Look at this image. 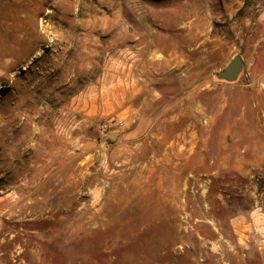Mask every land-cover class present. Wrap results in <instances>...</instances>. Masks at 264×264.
I'll list each match as a JSON object with an SVG mask.
<instances>
[{
  "label": "rangeland",
  "instance_id": "374dc122",
  "mask_svg": "<svg viewBox=\"0 0 264 264\" xmlns=\"http://www.w3.org/2000/svg\"><path fill=\"white\" fill-rule=\"evenodd\" d=\"M78 1L160 38L178 95L83 123L43 99ZM0 191V264H264V0H0Z\"/></svg>",
  "mask_w": 264,
  "mask_h": 264
},
{
  "label": "crops",
  "instance_id": "0c3cea01",
  "mask_svg": "<svg viewBox=\"0 0 264 264\" xmlns=\"http://www.w3.org/2000/svg\"><path fill=\"white\" fill-rule=\"evenodd\" d=\"M63 13L61 18L68 26L54 33L58 47L53 48L50 41L46 47L56 57L45 62L43 99L60 97V107L83 123L112 114L127 116L137 111L142 98H151L146 103L153 106L154 97L164 102L178 95L183 78L178 77L177 69L181 65L157 61V53L150 48L160 38L132 27L127 15L117 11L83 10L79 2ZM41 108L43 112L54 111L50 103ZM39 133L54 146L56 139L49 130L43 128Z\"/></svg>",
  "mask_w": 264,
  "mask_h": 264
},
{
  "label": "water",
  "instance_id": "95a60500",
  "mask_svg": "<svg viewBox=\"0 0 264 264\" xmlns=\"http://www.w3.org/2000/svg\"><path fill=\"white\" fill-rule=\"evenodd\" d=\"M244 61L241 56H236L233 60L228 64V66L219 73H216V76L223 81L233 83L237 81L244 69ZM117 136L115 134H111L107 136L109 140H115ZM95 144L89 143L88 148H93Z\"/></svg>",
  "mask_w": 264,
  "mask_h": 264
},
{
  "label": "built area",
  "instance_id": "2783aa9c",
  "mask_svg": "<svg viewBox=\"0 0 264 264\" xmlns=\"http://www.w3.org/2000/svg\"><path fill=\"white\" fill-rule=\"evenodd\" d=\"M123 125H124V123L122 121H112V122H108L107 124H105L101 128L102 134L105 135V137H106L108 135V133L111 132L112 129L122 128ZM0 194H2V191H0Z\"/></svg>",
  "mask_w": 264,
  "mask_h": 264
},
{
  "label": "bare ground",
  "instance_id": "6f19581e",
  "mask_svg": "<svg viewBox=\"0 0 264 264\" xmlns=\"http://www.w3.org/2000/svg\"><path fill=\"white\" fill-rule=\"evenodd\" d=\"M14 123H15V121H14ZM12 124V123H11ZM12 153V152H11ZM13 155V154H12Z\"/></svg>",
  "mask_w": 264,
  "mask_h": 264
}]
</instances>
